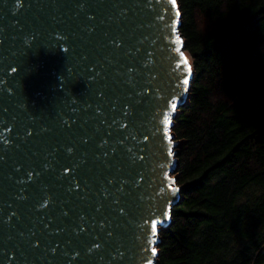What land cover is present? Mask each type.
Masks as SVG:
<instances>
[{
  "label": "water",
  "instance_id": "1",
  "mask_svg": "<svg viewBox=\"0 0 264 264\" xmlns=\"http://www.w3.org/2000/svg\"><path fill=\"white\" fill-rule=\"evenodd\" d=\"M24 2L25 6H17L14 0H0V142L6 137L13 142L11 146L0 143V155L6 158L0 162V207L13 205L0 214V249L8 253L7 257L0 255V264H66L62 254L32 248L29 239L48 247L55 241L72 240L73 246L83 248L97 235L107 240L108 231L114 236L103 264H147L148 260L159 264L160 233L170 227L172 208L183 200L184 187L176 177L183 141L173 129L181 108L190 101L195 77L194 62L188 71L190 55L180 32L179 0H88L93 6L86 11L95 14L94 21L85 19L83 11L79 17L75 15L77 0H19L20 5ZM116 4L120 7H113ZM121 10L125 13L122 17ZM89 23L95 25L92 33L84 28ZM59 32L68 39L63 40ZM114 39L117 46L110 43ZM67 48L70 51L66 52ZM177 48L188 65L183 64ZM14 67L19 69L16 74L11 72ZM173 99L175 110L171 108ZM130 109L132 114L125 115ZM164 114L170 116L167 134L163 131ZM69 119L70 126L63 123ZM121 121L126 128L119 127ZM43 127L49 130L42 131ZM27 130H33L31 136ZM103 140L109 143L100 147ZM67 147H73L72 154L66 152ZM53 148L59 149L57 156L68 168L70 161L78 162L87 153L78 170L82 185L84 177L91 182L87 201L78 199L77 194H85L82 188H74L69 195L56 187L62 183L55 179L62 171L61 164H55L56 173L43 169V163L48 162L44 154ZM169 148L172 155H168ZM29 168L34 173L44 172L42 178L52 185L48 192L54 200L69 201L63 206L67 217L44 221L50 229L66 227L64 233L49 237L47 230L40 231L41 223L35 227L37 236L20 235L27 236L34 228L32 217L44 212L31 210L34 198L15 199L20 194L15 181L26 179ZM74 174L65 172V179ZM169 185L179 191L173 192ZM27 187L24 195L32 197L36 186L29 181ZM105 187L107 197L101 191ZM101 201L103 209L96 212ZM52 209L51 215L58 216L60 205L54 204ZM14 210L22 219L14 217L5 226L4 216ZM81 213L89 219L84 232L76 236L72 228L79 227ZM91 217L96 218L95 224ZM152 220L162 222L157 224L155 244L149 243ZM101 221L107 223L103 231ZM117 247L125 253L122 260H112V250ZM151 247L157 249L155 256ZM90 264L101 262L93 258Z\"/></svg>",
  "mask_w": 264,
  "mask_h": 264
},
{
  "label": "trees",
  "instance_id": "2",
  "mask_svg": "<svg viewBox=\"0 0 264 264\" xmlns=\"http://www.w3.org/2000/svg\"><path fill=\"white\" fill-rule=\"evenodd\" d=\"M195 66L159 264H264V0H179Z\"/></svg>",
  "mask_w": 264,
  "mask_h": 264
},
{
  "label": "snow or ice",
  "instance_id": "3",
  "mask_svg": "<svg viewBox=\"0 0 264 264\" xmlns=\"http://www.w3.org/2000/svg\"><path fill=\"white\" fill-rule=\"evenodd\" d=\"M175 2V0H173V3ZM14 3L17 4V6H25V2L24 5H20L19 4V0H14ZM28 7H32L31 4L27 5ZM93 5L88 3V0H77V2H75L73 4V7L75 9H77V11L75 12V15L77 17H79L80 12L83 11L85 12V19L89 20V21H94L96 20V16L93 13L87 12L86 10L89 9L90 7H92ZM113 7H120L119 4L113 5ZM179 14V13H178ZM125 13L123 10H121L120 12V16H124ZM109 19H113V17H109ZM118 19V17L116 18ZM103 22V21H102ZM85 30L88 31L89 33L94 32L95 29V25L89 23L87 25L84 26ZM60 33V32H59ZM61 37L63 38V40H67L68 37L63 35L62 33H60ZM105 35H107V33H105ZM177 42H179V37H177ZM111 44H113L114 46H117V40H111L110 41ZM66 52L70 51L69 48H67L65 50ZM176 51L178 53H180L181 57L183 58V53L181 52V50L179 48L176 49ZM184 65H188V60L187 58H183L182 60ZM177 67H179V65H177ZM94 68V66H93ZM19 71L18 68H12L11 72L12 74H16ZM129 71H132V69H129ZM188 71H191V67H188ZM128 83L132 84L133 83V79L132 77H129L128 79ZM183 83L185 85H187L189 83V81L187 79H185L183 81ZM101 96H103V93H100ZM167 103L165 104V107H167ZM176 101L173 99L172 103H171V108L173 110H175L176 108ZM97 111H100L99 107L97 108ZM131 109L129 110L128 113H126L125 115H131ZM70 120V119H69ZM66 125H71V120L70 122H63ZM113 123H116V121H113ZM170 123V116L167 114H164V118H163V124H164V133L167 134L169 131L168 125ZM4 127V125H3ZM120 128H126L127 125H125L122 121L119 124ZM7 129V128H5ZM48 128L43 127L42 131H48ZM13 131V128L11 129L10 133ZM9 133V134H10ZM33 133V130L29 131L27 130V136H31ZM111 135V133L109 134ZM27 136L25 137V139L27 138ZM8 141H10L7 137L4 139L2 143L5 146H11L12 145V141H10V143H8ZM169 141L171 142V139L169 137ZM109 143L108 140H103L102 143L100 144V147H104ZM118 143L123 144L124 141L123 140H119ZM59 151L58 148H53L51 151H47L44 154V160L48 161L46 163H43V169L45 171L51 169L53 173H56L58 170L55 167V164H61V169L62 171L59 172V175H56L55 179L58 181H62V183L56 185V187L63 189V191L67 194H72L73 193V189L74 188H82L83 192L85 193L84 195H78V199L82 200V201H87L89 199L87 193L90 190V181L87 179V177H84V183L83 185L81 184V178L79 176V169L81 168V166L85 163L84 160V156L87 155V153H84L83 156H81L79 158L78 162H69L72 164L71 168L68 167H64L63 164L60 162L58 156H57V152ZM74 151L73 147H67L66 148V152L68 154H72ZM113 152L116 151L115 148L112 149ZM128 152H132V149L129 148L127 149ZM104 155H107V153H104ZM168 155H172V150L171 148H169V152ZM134 155H133V159L132 162L135 163V159H134ZM5 156L4 155H0V162H3L5 160ZM108 167H111V165H107ZM17 171H19V168H17ZM65 172H69V173H76L74 175H71L69 178H67V180L65 179L64 173ZM44 175V172H36L34 173V169L33 168H29L26 172V179L21 177L19 179H17L15 182L19 187V193L17 194L15 199L18 201H25L28 199H33L34 198V204L31 208V210L33 212H37L38 210H44L43 215H34L32 217V223L34 225L33 229L29 230V234L26 236L25 233L21 232L20 235L21 236H25V238H29V237H35L37 236V232L35 230L36 226H39L41 223H43V229H41L40 231L43 233L45 232V230H47V235L53 236V235H59L62 234L66 231V227H58L55 229H50L49 228V224L44 222L45 220L51 221V222H56L57 219H61L63 220L64 217H67L69 215V213L67 211L63 210V206L65 204H67L69 201L67 199H60V200H54L53 196L49 194L48 189L50 187H52V185H50L49 183L45 182V180L42 178ZM29 181H31L35 186L37 191L35 193H33V196L30 197L28 195H24V193H26L28 191V183ZM111 182V181H110ZM124 183H127V181H124ZM170 188H172L171 185H169ZM122 190V189H120ZM101 191L103 192L104 197L109 196V192L107 190V188H102ZM173 192H177L179 191L176 188H172ZM97 196L100 195L99 192L96 193ZM141 200L143 199V197L140 198ZM54 204H58L61 207V211L59 212L58 216H54L51 215L52 213V205ZM6 208H13L12 204H6L5 205ZM5 207H0V214H3L5 212ZM103 209V202L101 201L100 203L97 204L96 206V212H100ZM119 211L121 213H125V210L123 208H120ZM126 214V213H125ZM165 216L168 215V213H163ZM16 219H22V217L20 216V213L18 210H14L11 211L10 214L4 216L3 218V224L5 226H9L10 222L13 220V218ZM89 218L84 214L81 213L78 217V221H79V227H73L72 231L76 236H79L82 232H84L85 230V224L86 221ZM91 220L93 222V224H95L96 222V218L95 217H91ZM158 223H162L160 221H156V220H152L151 221V237L152 239L149 241L150 244H155L156 243V235H157V224ZM107 227V223L105 221H101L100 222V228L103 231L105 228ZM107 236V240H101L100 237L97 235L95 236L94 242L91 243L90 245H85L83 248L78 247V246H73V241L72 240H68L65 243H61L60 241H55L54 246L52 247H48L47 244H43L40 240H36L35 243H32L31 240L29 239V243L30 246L32 248H36V247H43L47 252L54 254V255H60L62 254L63 257L65 258L66 264H90V261L93 260V258L98 259L101 264H103V262L105 261V253L108 250V245L111 242L114 233L112 231H108L106 233ZM71 246V247H70ZM143 247V245L141 246ZM115 255L112 256V260H122L124 258L125 253L121 252L120 249L114 248L112 250ZM151 253L153 256L156 255L157 253V249L155 247H151L150 249ZM14 254V253H13ZM0 255H3L5 257H7L8 253L7 250L5 249H0ZM109 264H111V262H109ZM147 264H153V262L151 260L147 261Z\"/></svg>",
  "mask_w": 264,
  "mask_h": 264
},
{
  "label": "bare ground",
  "instance_id": "4",
  "mask_svg": "<svg viewBox=\"0 0 264 264\" xmlns=\"http://www.w3.org/2000/svg\"><path fill=\"white\" fill-rule=\"evenodd\" d=\"M190 55V54H189ZM190 66H191V69H193V62L191 60V57H190Z\"/></svg>",
  "mask_w": 264,
  "mask_h": 264
},
{
  "label": "rangeland",
  "instance_id": "5",
  "mask_svg": "<svg viewBox=\"0 0 264 264\" xmlns=\"http://www.w3.org/2000/svg\"><path fill=\"white\" fill-rule=\"evenodd\" d=\"M187 52H188V54H190V57H191V60H192V62L194 61V59H193V57H192V55H191V53L188 51V50H186ZM175 175V174H174Z\"/></svg>",
  "mask_w": 264,
  "mask_h": 264
},
{
  "label": "built area",
  "instance_id": "6",
  "mask_svg": "<svg viewBox=\"0 0 264 264\" xmlns=\"http://www.w3.org/2000/svg\"><path fill=\"white\" fill-rule=\"evenodd\" d=\"M173 176H174V174H173Z\"/></svg>",
  "mask_w": 264,
  "mask_h": 264
}]
</instances>
